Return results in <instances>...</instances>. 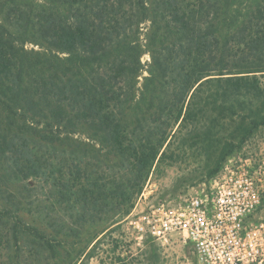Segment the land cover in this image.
<instances>
[{"label": "trees", "instance_id": "trees-1", "mask_svg": "<svg viewBox=\"0 0 264 264\" xmlns=\"http://www.w3.org/2000/svg\"><path fill=\"white\" fill-rule=\"evenodd\" d=\"M203 121L237 123L192 138L224 145L212 177L264 128V0H0V264H71Z\"/></svg>", "mask_w": 264, "mask_h": 264}, {"label": "rangeland", "instance_id": "rangeland-1", "mask_svg": "<svg viewBox=\"0 0 264 264\" xmlns=\"http://www.w3.org/2000/svg\"><path fill=\"white\" fill-rule=\"evenodd\" d=\"M147 28L148 23L140 26L143 43ZM25 48L39 49L35 43H27ZM149 61V54L141 57L142 64ZM138 79L142 81L141 77ZM236 124L203 121L195 129L186 126L180 132L178 124L173 126L160 152L166 150L165 157L160 159L159 154L140 193L129 196L126 201L112 199L108 203V211L101 214L99 220L86 224L76 237L70 238L71 264H195L190 247L177 238L167 245H160L149 238L137 240L132 222L161 205L174 207L200 192L203 184L212 178L210 172L224 145L219 138L207 143L192 140L193 136L207 131L217 136L226 135ZM241 169L256 172L260 180L258 184L264 188V128L258 129L245 143L235 148L217 174ZM26 184L40 190L43 182L28 180ZM261 214L264 216V199ZM154 254L158 255L157 263H154Z\"/></svg>", "mask_w": 264, "mask_h": 264}, {"label": "built area", "instance_id": "built-area-1", "mask_svg": "<svg viewBox=\"0 0 264 264\" xmlns=\"http://www.w3.org/2000/svg\"><path fill=\"white\" fill-rule=\"evenodd\" d=\"M256 172L227 170L174 207L161 205L135 220L137 240L190 247L195 264H264V188Z\"/></svg>", "mask_w": 264, "mask_h": 264}]
</instances>
